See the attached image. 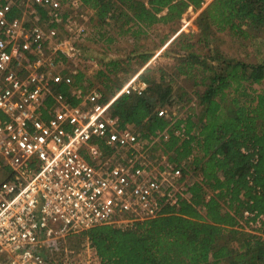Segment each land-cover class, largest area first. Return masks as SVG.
I'll return each mask as SVG.
<instances>
[{
	"label": "trees",
	"instance_id": "1",
	"mask_svg": "<svg viewBox=\"0 0 264 264\" xmlns=\"http://www.w3.org/2000/svg\"><path fill=\"white\" fill-rule=\"evenodd\" d=\"M80 2L92 14L87 27L103 52L92 76L85 66L62 71L71 82L59 84L57 91L68 95L79 90L86 95L97 82L100 89L94 91L101 93L99 102L106 104L103 91L107 92L113 99L109 114L122 128L128 125L137 130L144 152L159 151L181 169L183 178L189 177L188 198L176 207L164 206L157 217L132 227L98 226L67 241L84 236L98 264H264V223L261 237L236 229L244 210L264 215V90L253 89L264 81V60L245 64L231 59L224 64L217 57L222 62L209 68L205 57L189 51L193 45H185L186 54L167 80L162 74L151 83L144 72L140 75L148 86L144 94L117 95L122 77L138 73L152 54L121 57L108 51L122 40L148 36L154 26L175 25L189 11L198 12L196 22L202 31L214 29L250 40L253 34L264 33V0ZM18 14L14 10L11 16ZM183 39L179 35L173 41L182 43ZM55 62L73 65L62 54ZM68 69H75L74 74H68ZM180 76L200 79L204 89L196 94L198 113L159 116L174 106L173 81ZM183 97L182 93L180 100ZM236 236L239 244L234 248L231 240Z\"/></svg>",
	"mask_w": 264,
	"mask_h": 264
},
{
	"label": "built area",
	"instance_id": "2",
	"mask_svg": "<svg viewBox=\"0 0 264 264\" xmlns=\"http://www.w3.org/2000/svg\"><path fill=\"white\" fill-rule=\"evenodd\" d=\"M89 14L80 0H0V264H49L68 238L132 227L188 198L189 178L166 156L146 154L133 128L109 114L111 102L57 91L71 80L55 58L77 67ZM147 87L134 78L119 94ZM263 223L244 210L236 229L254 234Z\"/></svg>",
	"mask_w": 264,
	"mask_h": 264
},
{
	"label": "rangeland",
	"instance_id": "3",
	"mask_svg": "<svg viewBox=\"0 0 264 264\" xmlns=\"http://www.w3.org/2000/svg\"><path fill=\"white\" fill-rule=\"evenodd\" d=\"M197 15L198 12L193 13L189 11L185 17L175 25L154 26L150 30V34L146 37L136 41L125 39L115 45H111V50L108 51L118 52L117 54L121 57L141 52H151L152 54L151 59L147 64L141 67L138 73L127 75L124 78L122 77V88L134 78L142 80L140 75L144 72L143 76L151 83L159 81L162 74H165L164 78L167 80L170 77L169 74L173 72L176 63L179 62L180 56L186 54L185 50L182 48L185 45H193L189 48V51L205 57L209 68L210 65L212 66L217 62H222L214 59L217 57H220V60H223L222 63L224 64L228 63L231 59L238 60L245 64H255L258 60L257 58L264 60V33L253 34L255 39L250 37V40L252 39V41L248 39L244 41L243 39L230 36L225 32L216 33L214 29H210L207 32L202 31L201 27H199L196 22ZM26 19H29V17ZM58 33L62 34L63 37L70 36L62 28L58 30ZM179 35L184 36L185 39H183L182 43H174L173 40ZM164 37H166L165 42L161 44L160 42L161 40L163 41ZM76 47L81 55L78 58L77 67L81 68L85 66L86 73L88 75L93 74V71L97 69L96 63L103 52L102 49L99 45L93 42L90 35L86 39L77 41ZM68 67L74 66H66L65 64L64 68L66 69ZM65 69L60 68L57 70V73L64 77L65 74H62L61 72ZM68 71H70V69H68ZM99 86L100 85L97 82H94L92 91H94L96 87L100 89ZM203 89L204 88L198 77H175L173 81L175 104L164 110L165 115H169V112H173L174 115L183 117L192 113H198L199 107L196 106V94ZM253 89L257 91V93H260L264 90V81L259 85H253ZM76 93L80 94L81 92L78 90ZM182 93L184 94V97L180 100V95ZM99 95H101V93ZM103 95L104 98L108 99L106 104L112 102L113 99L107 92L103 91ZM133 131L136 132L137 130L133 129ZM159 155H161L159 151L150 154L154 159ZM254 234L261 237L262 232L261 230H255ZM261 238H264L263 235ZM231 242L234 248L237 247L239 244V237L236 236ZM49 264H98V260L87 239L84 236H80L66 241L63 250L59 252L57 256L51 257Z\"/></svg>",
	"mask_w": 264,
	"mask_h": 264
},
{
	"label": "crops",
	"instance_id": "4",
	"mask_svg": "<svg viewBox=\"0 0 264 264\" xmlns=\"http://www.w3.org/2000/svg\"><path fill=\"white\" fill-rule=\"evenodd\" d=\"M89 15H92V14H89Z\"/></svg>",
	"mask_w": 264,
	"mask_h": 264
}]
</instances>
